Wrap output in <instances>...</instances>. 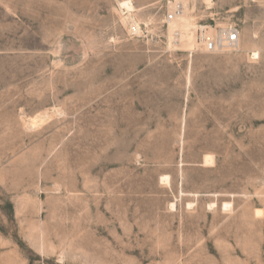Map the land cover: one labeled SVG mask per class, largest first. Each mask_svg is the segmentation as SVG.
<instances>
[{
    "label": "rangeland",
    "instance_id": "rangeland-1",
    "mask_svg": "<svg viewBox=\"0 0 264 264\" xmlns=\"http://www.w3.org/2000/svg\"><path fill=\"white\" fill-rule=\"evenodd\" d=\"M122 1L0 0V264H264V0Z\"/></svg>",
    "mask_w": 264,
    "mask_h": 264
},
{
    "label": "built area",
    "instance_id": "built-area-1",
    "mask_svg": "<svg viewBox=\"0 0 264 264\" xmlns=\"http://www.w3.org/2000/svg\"><path fill=\"white\" fill-rule=\"evenodd\" d=\"M185 10V2L180 1L171 10H168L163 18V26L169 30L170 24L176 21ZM208 31L207 26H201L194 32L195 46L189 49V53L202 51L207 53H218L227 49H235L240 44V31L235 24L216 26ZM182 33L175 29L168 38V46L179 48L181 45Z\"/></svg>",
    "mask_w": 264,
    "mask_h": 264
},
{
    "label": "bare ground",
    "instance_id": "bare-ground-1",
    "mask_svg": "<svg viewBox=\"0 0 264 264\" xmlns=\"http://www.w3.org/2000/svg\"><path fill=\"white\" fill-rule=\"evenodd\" d=\"M122 7V13L127 14L131 19L133 18V11H135V6L131 0H124L120 3ZM188 4L187 2L185 3V10L184 13L174 22L170 24V34L169 36L171 37L172 31L175 29H178L182 33V39H181V44H185V46L188 48H192L195 46V35L194 32L197 30V25L192 22L191 17L188 16ZM196 25V27H194ZM133 29L139 32L138 30L140 29L139 24H133ZM212 31V30H211ZM186 41V43H185ZM183 47V46H182ZM257 53H255L256 55ZM41 119V118H39ZM42 120V119H41ZM32 123L36 124L38 123V119L36 117H32L31 119ZM206 155V154H205ZM205 157V156H204ZM214 161L213 157L208 154L206 159L204 160L205 162L208 163V161ZM210 161V162H211ZM210 164V163H208ZM169 175H166L162 177L163 179H166V181L169 180ZM165 181V180H164ZM168 184V183H167ZM227 204V203H226ZM229 204V203H228ZM175 206V204H174Z\"/></svg>",
    "mask_w": 264,
    "mask_h": 264
}]
</instances>
